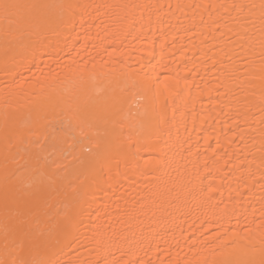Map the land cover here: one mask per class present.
<instances>
[{"label":"bare ground","instance_id":"bare-ground-1","mask_svg":"<svg viewBox=\"0 0 264 264\" xmlns=\"http://www.w3.org/2000/svg\"><path fill=\"white\" fill-rule=\"evenodd\" d=\"M0 264H264V0H0Z\"/></svg>","mask_w":264,"mask_h":264}]
</instances>
